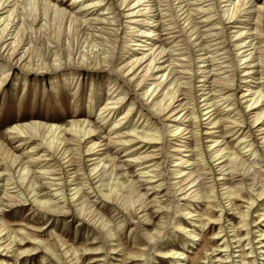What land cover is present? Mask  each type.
Returning <instances> with one entry per match:
<instances>
[{
    "label": "bare ground",
    "instance_id": "bare-ground-1",
    "mask_svg": "<svg viewBox=\"0 0 264 264\" xmlns=\"http://www.w3.org/2000/svg\"><path fill=\"white\" fill-rule=\"evenodd\" d=\"M20 1L28 4L27 6H22L21 11H19V7L23 3H19ZM71 1L68 8H61L59 4L64 5L61 0H58L54 4L46 0H0V62H7L5 65H0L3 67L1 71L7 72L6 66L18 65L19 69H24L26 72L32 71L37 73L46 67L44 66L46 64H42L43 60L49 63L55 57L59 61L56 65L86 69V74L104 76L107 72L112 71L115 75L122 77L120 79L128 85L132 95L137 97L138 100L132 99L128 108L116 116L118 120H114L113 126L104 137L101 136L100 129L98 131L90 125V121L81 120L80 118L79 120L74 119L69 127H63L56 122L46 123L35 119L31 123H23L12 128L11 132H9L10 136H12L11 138H14L13 136L26 137L19 140L17 146H25L29 143L28 140H35L38 143L30 146L26 152L27 161H24L21 156H18L11 149L0 147V188L3 190L5 196L3 199L7 204L16 206L28 205L33 208L35 207L36 211L44 215L56 217L68 214L69 208L73 207L78 214L87 217L92 224H98L113 240L115 233L112 227L109 226V221L96 213L92 206L90 207L86 204L85 200H83L82 187L88 186L91 193L96 191V195L101 197V201L113 202L116 200L115 198H119L116 189H111L109 194H105L103 189H99L101 185L93 187L97 183H102L100 181L108 170H111L108 175L113 176L114 171L118 169L116 158L112 157L108 160L100 158L106 152H109L111 147L124 152L126 163L141 167V175H144L141 177L148 178L150 174L155 172V167H159V164H156L158 153L155 150L149 152L142 151L146 145L141 144L143 142L158 143L159 140H162L160 130L156 128L151 130L153 125L148 124L150 118L148 117L145 122L141 114L135 118L136 124L141 121V124L144 123L142 128H145L148 124V130L152 132V135L148 133H143L142 135L137 131V126H129L136 103L142 107L146 106L148 111L155 117L160 118L165 116V121L176 123L172 126L176 127L174 130L175 134L180 138L184 137L187 139L181 147L174 150L178 153V158L175 160L178 163L175 166L180 167V169L174 171L175 178H180L174 184V187H177L182 182L183 186L180 185L178 191L183 192L186 199L192 198L197 200L204 198L202 194L203 184L200 176L203 174L198 175L195 170L201 162L202 169H207L208 171L206 174L221 176L216 180L221 181L218 185L221 187V196H225V198L230 196L227 187V180L229 178L227 176H233L236 173L245 180L250 176L249 180H253L252 186H249L251 188L250 191L254 190L253 186H256L258 183L257 174L259 172H255L254 170L251 173V168L256 167L259 164V160L264 161V155L262 157L259 153L260 145L264 150V121L262 117L264 112H257L262 101H264V93L257 90L260 84H262L261 80L264 79V53H262L258 45L261 43L259 39L262 35L264 37V33L261 29L260 19L254 17L257 9L253 2L251 0H220V5L215 7L214 3L207 4V0L172 1L173 4L176 2L178 5L176 7L179 8L178 12L182 11L181 15H185L183 24H186L185 28L189 26L186 30L187 34H189L188 38L194 36V42L190 45L194 46V51L203 52L199 58L204 56V60L202 59L200 63L204 62V65L207 63V65L201 66L202 78H204V80L199 79L202 82V85L200 84L202 93L198 97V104L195 105L194 103V106L191 107V102L187 96L188 91L186 92L182 87L185 83L180 82L176 78L175 70L170 67L171 54L165 48V44L161 42L165 40L163 39L165 34L161 32L168 30L165 28L168 25L165 26L161 21L163 18L162 13L164 11H171L169 2H163V0ZM188 1H191V3L186 4ZM190 6H194L196 10L191 9ZM29 7L32 9L31 11L37 12V15L35 17L31 16V19L28 15ZM125 8H127L126 11H123ZM258 11L259 16L261 14L264 15L263 7H260ZM38 12L41 14L40 18ZM197 12H206V16L203 17L205 18L204 22H210L213 16H217L216 20L219 19L218 24L223 23L222 18L228 20L229 24H244L245 27L252 25V22L255 23L254 26H250L249 28L239 29L238 26L233 27L238 29L233 31L231 40L233 43H231V46H233L236 58L241 63L239 65L244 64L243 69L241 68L240 71V101L235 99V94L230 93L234 86L233 78L231 77L233 72L227 71V66L216 64L218 60L222 59L220 58L221 54L229 53L225 43L218 42L220 32L212 33L210 29L207 32L201 31L200 26H198L200 23L195 22L194 18ZM239 17H244L246 20L237 22L236 19ZM124 18L129 19V23L125 26L124 45L128 48L126 49V53L132 51V54L128 57V60L125 59L124 62L119 63L121 59L125 58V55L123 54L120 58L116 59L115 46L121 35L120 26L123 24L122 19ZM55 20H59L62 23L63 38L49 36L45 49L39 48L37 46L39 39L49 34L47 33L50 26L49 23ZM40 23L42 25L39 26ZM173 24L175 25V23ZM253 27H256V29H253ZM173 28L175 27L171 29ZM215 36L216 39L214 41L216 42L211 44L212 41H208V39ZM175 37L177 36H172V43H176L178 47L181 41H176ZM213 46L217 49L214 52L210 50ZM177 47L172 48L173 51L177 50L178 53L180 49ZM81 49H83L82 52L85 51L84 54H81ZM218 52L222 53L215 55ZM229 55L231 54L229 53ZM38 58H42L40 63ZM182 61L184 60H178V62ZM51 62L54 63L55 59ZM166 63H169V66L166 67ZM13 68L11 70H14ZM165 70L167 72L163 74L162 72ZM6 72H3V77L0 78V89L7 81L8 75ZM148 81L151 82L148 83ZM116 85L110 88V91ZM160 87L162 88L158 92ZM170 87H173V89L169 90ZM116 91L117 88L112 94H115ZM129 95V92H117L103 106L101 105L102 107L99 110L101 121L106 122L109 118H114L123 108L125 98L129 97L131 99ZM224 104H226L227 108L226 110L222 109V112L228 115L229 110L233 109L232 107L235 104L241 106V115L237 110L234 116L235 119H233V125H224L223 120L218 114L220 113L219 106ZM197 106L202 107L200 108V115L203 117L202 121L204 123H201L199 116H197ZM93 108L95 109L94 106L90 108V114L93 112ZM83 114L80 113L79 117L83 116ZM202 125L208 127L204 128L205 132L203 135L204 139L208 140L206 147L210 160L214 164V170L209 165V161L206 158L203 159V152L196 154V148L202 146V139L198 132L195 133L194 129ZM127 127L132 128H128L129 130H127ZM167 128L171 133L174 132L170 130L169 126ZM225 131L230 136L236 137L237 143L242 147L241 158H231L223 154L224 149H222L223 145L221 142L224 141ZM96 136L99 138L98 141H93L92 137ZM258 141H260V144H257ZM100 151H102L100 157H96ZM247 154L250 156L248 160L245 159ZM196 156L202 157V159L199 162L194 161L193 157ZM248 161H251V163ZM87 163L90 164L87 165ZM206 166L209 167L206 168ZM33 168H36L37 171L34 172ZM97 169L99 172H96ZM188 169L189 171H187ZM96 174L98 175L95 176ZM154 176L158 177V175ZM36 178L45 180L46 184L52 188L51 190L54 191L52 199L46 200L40 196L41 187L35 188ZM96 178L98 180L93 182ZM80 180H84L85 183L79 184ZM188 180L190 181L188 182ZM5 181L6 183H3ZM214 185L211 187L212 193H215ZM67 189L69 192H72L69 194L70 203L65 195ZM191 189L193 190L190 191ZM188 191L190 192L188 193ZM263 195L264 189L257 197L252 199L250 207L253 206L257 198ZM3 199L0 197V213H2ZM136 201L139 206L138 210L144 211L147 208L148 205L143 194L139 195ZM228 201L232 204L231 199ZM232 207L233 205H231L230 210H232ZM72 212L70 213L72 214ZM211 212L213 213V211ZM186 215H189V219L192 217L191 212H188ZM248 215L249 210L241 214L243 227L249 225L247 222ZM220 220H222V217L209 222L208 228L210 229L215 225H219ZM146 222H149L147 217ZM178 227L181 229V225H178ZM6 228L5 223L3 225L0 224V234ZM219 229L220 232L225 231L222 225L219 226ZM196 230L194 228L186 232L190 241L197 240L195 239L198 236L195 232ZM32 232L34 233L35 231ZM249 234L250 232L246 231L245 238L242 237L243 240L246 239L248 241L247 245L251 244L249 239L246 238ZM262 236H264V232L260 235V237ZM6 237L9 238L10 234L8 233ZM223 237H225V242L223 250H220L227 251L233 242H228L227 236L224 235ZM236 237H238V234ZM3 239L4 237L0 236V241ZM150 239L153 238L150 237ZM263 241L264 237L256 242L260 245L259 249L262 250H264ZM10 245V242L5 245L4 249L7 252H11ZM158 245L157 239L153 246L156 247ZM1 247H3L2 243H0ZM249 249L248 254L250 255L246 256L245 259H252L253 257L254 250L252 247ZM35 250L36 248L22 253L32 255ZM69 252L70 250H67L65 255ZM207 252L208 250H206ZM206 253L204 259L207 261V264H223L227 262H214L212 260L213 257H209ZM165 254L174 261H182V259L187 258L183 249L177 251L171 250ZM258 255L264 261V251L258 253ZM227 258H230L229 254L221 258V260ZM240 264H256V261L253 260L250 263L242 260Z\"/></svg>",
    "mask_w": 264,
    "mask_h": 264
},
{
    "label": "rangeland",
    "instance_id": "rangeland-1",
    "mask_svg": "<svg viewBox=\"0 0 264 264\" xmlns=\"http://www.w3.org/2000/svg\"><path fill=\"white\" fill-rule=\"evenodd\" d=\"M46 1H50L52 4L58 2V0ZM61 1H63L64 4H59L61 8H68V5L72 2L71 0ZM165 1L169 2L171 11H164L162 13L163 18L161 21L165 26L168 25L165 27L168 30L161 32L165 34L163 37L165 40L161 42L165 44V48L171 54L170 67L175 70L176 78L180 82L185 83L182 87L186 92L188 91L187 96L192 107L194 103L195 105L198 104V97L202 93L200 89L202 82L200 81L204 80V78H202L201 66L207 65V63L205 65L204 62L200 63L204 56L201 58H199V56L202 55L203 52L194 51V46L190 45L194 42V36L188 38L189 34H187L188 32L186 30L189 26L185 28L186 24H183L185 15H181L182 11L178 12L179 8H176L178 6L176 2L173 4V0H163V2ZM219 2L220 0H207V4L214 3L215 7L220 5ZM251 2H253L257 9V13L254 17L260 19L261 29L264 33V15H258V9L260 7L264 8V0H251ZM19 3L23 2L20 1ZM190 3L191 1H188L186 4ZM25 5L27 6L28 4L23 3L19 7V11H21L22 6ZM183 6H185V4H183ZM190 8L196 10L194 6H190ZM126 9L127 8L123 11H126ZM31 10V7H29L28 15L30 19L31 16L35 17L37 15L36 11ZM205 14L206 12H197L194 16L195 22L200 23L198 26H200L203 32H207L208 29L212 30V33L220 32V39L218 42H224L227 51L231 55H229V53L221 54L222 52L216 53L215 55L221 54L220 58H222L218 60L216 64L227 66V71L233 72L231 77L233 78L234 86L230 93L235 94V99L240 101V71L241 68L243 69L244 64L239 65L241 63H239L236 58L233 46H231V43H233L231 40L234 33L233 31L238 28H249L250 26H254L255 23L252 22V25L245 27L244 24H229L227 22L228 20L222 18L223 23L218 24L219 19L216 20V18H218L217 16H213L210 22H204L205 18L203 17L206 16ZM40 17L41 14L39 13V18ZM236 20L237 22H241V20L246 19L244 17H239ZM122 22L123 24L120 26L121 35L115 46V58L118 59L123 54L125 58L121 59L119 63L124 62L125 59L128 60V57L132 54V51L126 53V49L128 48L124 45V34L126 33L125 26L129 23V19L124 18ZM173 23H175V25ZM40 25L42 24L40 23L39 26ZM49 25V30L47 32L49 34L40 38L38 41L37 46L41 49H45L49 36L63 38L61 21H50ZM234 26H238V28H233ZM172 27L175 28L171 29ZM253 29H256V27H253ZM176 31L180 32L176 33ZM169 33H172L171 36ZM172 36H177L175 37L176 41H181L178 47L176 43H172ZM214 39H216V36L209 38L208 41H212L211 44H214L216 42ZM259 41L261 43L258 45L262 53H264L263 35L260 37ZM188 45H190V47L186 49ZM80 46L79 42V47ZM175 46L180 49L178 50L180 55L177 53V50L173 51V48H176ZM215 48L216 47L213 46L210 50L214 52L217 50ZM181 49L183 50L181 51ZM82 51L83 49L80 51L81 54H84L85 51ZM186 52H189V54L187 55ZM53 59H55L54 63L51 62ZM52 60L48 63V61H42V58H38L39 63L42 61V64H46L44 65L46 67L39 70L37 73L32 71L26 72L24 69H19L20 67L18 65L6 66V72L1 71L3 67L0 66V78L3 77V72H6L8 75L5 85L0 89V147L11 149V151L15 152L18 156H21L24 161H27L26 152L29 150L30 146L38 143V141L28 140L29 143L25 146H17L19 140L26 137L13 136L14 138H11L12 136H10L9 132H11V129L16 125L31 123L36 119L46 123L56 122L63 127H69L74 119L79 120L80 118L81 120L90 121V125L98 131L100 129L101 136L104 137L113 126L112 123L114 120H118L116 116L128 108L132 99L138 100L137 97L132 95L128 85L120 79L122 77L115 75L112 71L107 72L104 76L91 75L85 73L86 69L58 66L56 64H58L59 61L55 57H53ZM178 60L184 61L178 62ZM6 63V61H1L0 65H5ZM165 65L167 67L169 63ZM12 67H14V70H11ZM166 72L167 70L162 73L164 74ZM150 82L151 81H148V83ZM261 83L262 84H260L257 90L264 93V79L261 80ZM115 84L117 85L110 91V88ZM116 88V93L129 92L131 99H129V97L125 98L123 108L114 118H109L106 122L101 121L99 118L100 107H102L108 99L116 95V93L112 94ZM161 88L162 87H160L158 92ZM172 89L173 87H170L169 90ZM225 105L226 104L219 106L220 113L218 114L223 120L224 125H233V119H235L234 116L237 110L241 115V106L235 104L232 107L233 109L229 110L228 115L222 112V109L226 110L227 108ZM93 106L95 109L93 108V112L90 114V108ZM196 108L198 111L197 116H199L201 123H204L202 121L203 117L200 115V108L202 107L197 106ZM257 112H264V101H262ZM80 113H84L83 116L79 117ZM140 114L144 117L145 122L148 117L150 118L148 124L153 125L151 130H154V128L160 130L162 138L158 143L145 142V144L143 142V144H141L146 145L142 151L149 152L155 150V152L158 153L156 164H159V167H155V172L149 176L151 178L141 177L144 176L141 175V167L126 163L124 152L111 147L109 152H106L100 157V153H102V151H100L99 155L96 157L105 160L112 157L116 158L118 169L114 171L113 176L108 175L111 171L108 170L100 181L102 183H97L93 187L101 185L99 189H103L105 194H109L111 189H116L119 198H115L116 200L113 202L101 201V197L96 195V191L91 193L88 186L85 185L82 187V192L84 194L83 200H85L86 204L90 207L92 206L96 213L109 221V226L112 227L115 233L113 240H111L112 238H110L105 230H102L98 224H92L87 217L78 214L73 207L69 208L68 214L59 217L44 215L36 211L35 207L33 208L28 205H8L3 199L5 196L2 188H0V197L4 200L1 208L2 213H0V224L3 225L5 223L7 227L0 234V236L4 237V239L0 241V243L3 244V247L0 248V264H3V262L4 264H207V261L204 259L206 250H208L206 254H208L209 257L212 256V260L218 263L227 261L223 264H240L242 260H246L250 263L255 260L256 264L264 263L262 257L258 255V253L264 250L259 249L260 245L256 243L260 238L264 237H260L264 232V195L257 198L253 206L250 207L252 199L257 197L264 189V161L259 160V164L251 168V173L254 170L255 172H259L257 174L258 183L256 186H253L254 190L252 191H250L251 188L249 187L252 186L253 183V180H249L250 176L247 180L243 179L237 173L233 176H227V178H229L227 180V187L230 194L228 198L220 195L221 187L218 185L221 181L216 180L221 176H217L216 174L210 176L209 173L206 174L208 171L207 169H202L201 162L197 165L198 167L195 170L197 171L196 174H203L200 176L203 184L202 194L204 198L197 200L192 198L186 199L183 192L178 191L179 186H183V183L181 182L177 187H174V184L180 180V178H175L176 175L174 174L176 169H180V167L175 166L176 163H178L175 161L176 158H178V153L174 150L181 147L187 139L184 137L180 138L175 134L176 132L174 130L176 127L172 126L176 123L165 121V116L157 118L148 111L146 106L142 107L136 103L129 126H137V131L142 135L143 133L152 135V132L148 130V124L145 128H142L144 123L141 124V121L136 124L135 118ZM262 117L264 121V113ZM168 126L170 130L174 131L173 133L169 131L167 128ZM128 128L132 127H127V130H129ZM204 128L208 127L202 125L194 129L195 133H199L202 139L201 145L203 146L196 148V154L203 152V159L206 158L209 161V165H211V168L214 170V164H212V160H210L206 147L208 140L204 139L203 135L205 132ZM224 135V141L221 142L223 145L222 149H224L223 154L231 158H241L243 149L237 143L236 137L230 136L226 131ZM92 139L93 141H98L99 138L96 136L92 137ZM257 144H260V141H258ZM259 148V153L263 157L264 152L262 151L264 150L261 145ZM193 158L194 161L197 162L202 159V157L199 156ZM249 158L250 156L247 154L245 159L248 160ZM248 162L251 163V161ZM89 164L90 163H87V165ZM208 167L209 166H206V168ZM33 171H37L36 168H33ZM187 171H189V169ZM96 172H99L98 169ZM97 175L98 174L95 176ZM154 175H158V177ZM36 179L35 188L41 187L40 196L46 200L52 199L54 194V191L51 190L52 188L46 184L45 180L41 178ZM97 180L96 178L93 182ZM189 181L190 180H188V182ZM3 183H6V181ZM84 183V180L79 181V184ZM211 184H216L214 185L215 193L211 192ZM68 189L65 191V195L70 203L69 194L72 192H69ZM192 190L193 189L190 191ZM190 191H188V193ZM141 194L145 196L148 205L144 211H140L141 209L138 210L139 206L136 201ZM229 199H231L232 204L228 201ZM231 205H233L232 210H230ZM160 207H162L163 210ZM246 210H249V215L247 217L249 225L243 227L241 214ZM71 211H73L72 214L70 213ZM211 211H213V213ZM188 212H191L192 215L190 219L188 218L189 215H186ZM146 217L149 219V222H146ZM219 217H222V220L219 221V225H215L213 228L209 229V222L217 220ZM178 225H181V229ZM220 225L223 226V230L225 231H219ZM194 228L197 229L195 231L196 234H198L195 238L197 240L190 241L186 232ZM32 231L35 232L33 233ZM246 231L250 232V234L246 236L251 243L250 245H247L248 241L246 239V241L243 240ZM8 233L10 234L9 238L6 237ZM237 234L238 237L235 238ZM224 235L228 237V242H233L227 251H222L225 242ZM150 237L153 239H150ZM157 239L159 245L154 247V242ZM9 242L11 244V252H7V250L4 249L5 245ZM250 247L254 250L253 257L252 259H245L246 256L250 255L248 254ZM35 248L36 250L33 251L34 254L32 255L29 253H22ZM182 249L187 256V258L182 259V261H174L165 254L171 250L177 251ZM67 250H70V252L65 255ZM228 254L230 258L221 260V258L226 257Z\"/></svg>",
    "mask_w": 264,
    "mask_h": 264
}]
</instances>
